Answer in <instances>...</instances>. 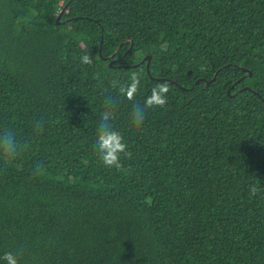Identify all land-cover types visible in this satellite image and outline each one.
<instances>
[{"label": "trees", "instance_id": "16d2710c", "mask_svg": "<svg viewBox=\"0 0 264 264\" xmlns=\"http://www.w3.org/2000/svg\"><path fill=\"white\" fill-rule=\"evenodd\" d=\"M133 72L141 86L129 101L112 82ZM159 83L167 103L137 129L133 105ZM108 96L131 152L120 169L96 147ZM5 128L27 148L10 162L0 155V256L264 264V0H0Z\"/></svg>", "mask_w": 264, "mask_h": 264}, {"label": "clouds", "instance_id": "9594fccd", "mask_svg": "<svg viewBox=\"0 0 264 264\" xmlns=\"http://www.w3.org/2000/svg\"><path fill=\"white\" fill-rule=\"evenodd\" d=\"M80 62L84 65H91L92 58L85 54L80 58ZM112 86L119 88V93L126 97L129 101H133L140 90L141 77L133 72L130 76V83L126 85H119L117 81L112 82ZM170 91L167 83H159L151 89V94L146 98L144 105L134 104L131 113L132 123L140 129L145 121V112L149 108L164 107L167 103V93ZM106 108L100 116L98 123V136L96 140V147L99 152V157L102 163L107 167H115L120 169L121 155L131 157V152L128 151V145L124 140L123 135L113 128L112 121L116 119V106L118 101L111 96L105 98ZM44 130L43 121H36L33 132L40 134ZM27 148V144H21L15 133L5 128L0 131V155L6 162L15 160ZM37 169L40 166L37 165ZM258 189L255 186L250 187V194L255 196ZM0 262L3 264H19L18 254L8 251L0 256Z\"/></svg>", "mask_w": 264, "mask_h": 264}, {"label": "water", "instance_id": "95a60500", "mask_svg": "<svg viewBox=\"0 0 264 264\" xmlns=\"http://www.w3.org/2000/svg\"><path fill=\"white\" fill-rule=\"evenodd\" d=\"M67 7H68L67 5L64 6V8L62 9V11H61V12L59 13V15L57 16L56 22H57L58 24L61 22L64 13L67 11ZM102 40H103V38H101V41H102ZM126 42H128V40H127ZM131 44H132V42H131ZM99 51H100V56H101V58H103V57H102V46L100 47ZM126 53H127V52H126ZM126 53H125V54H126ZM103 59H104V60H107V61H110V62H109V66H110V68H112V67L114 66V61H113V60L111 61V58H110V57L103 58ZM151 61H152V56H151V55H148V56H145V58H144V59L141 61V63H140V64L147 63L146 68H147V72H148L149 75L151 74V72H150V63H151ZM140 64H137V65H134V66H120V67L123 68V69H132V68L138 67ZM228 67H230V66H226V68H228ZM240 69H241L243 72L247 73V74L249 75V77H252V76H253V72H252L251 70L246 69V68H240ZM220 71H222V70H220ZM189 74H191V71L189 72ZM217 75H218V73H216V74L214 75V77H213V79H212L211 81H207L206 79H199V80L196 81L195 85H198L199 83L203 82V83H205L207 86H210V85L215 81ZM152 79H155V78L152 77ZM155 80L160 81L161 79H155ZM242 81H243V78L239 79V80L236 82L235 85L240 84ZM170 82L173 83V81H170ZM175 84H176V83H175ZM176 85H177V84H176ZM235 85L232 86L231 89H234ZM244 90H245V91H251L250 88H248V87L242 89L241 91H244ZM253 93L256 94V95H259L258 93L254 92V91H253ZM228 96H230V97H235V95H231V90L228 91Z\"/></svg>", "mask_w": 264, "mask_h": 264}, {"label": "rangeland", "instance_id": "374dc122", "mask_svg": "<svg viewBox=\"0 0 264 264\" xmlns=\"http://www.w3.org/2000/svg\"><path fill=\"white\" fill-rule=\"evenodd\" d=\"M144 54H148V51H147V49H144V52H143Z\"/></svg>", "mask_w": 264, "mask_h": 264}]
</instances>
